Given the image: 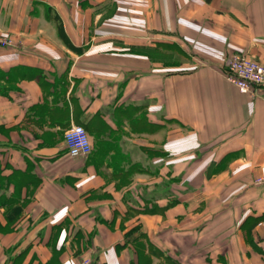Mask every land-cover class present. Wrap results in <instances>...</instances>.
I'll return each mask as SVG.
<instances>
[{
  "label": "crops",
  "instance_id": "obj_1",
  "mask_svg": "<svg viewBox=\"0 0 264 264\" xmlns=\"http://www.w3.org/2000/svg\"><path fill=\"white\" fill-rule=\"evenodd\" d=\"M0 34V264H264V100L224 75L264 0H0Z\"/></svg>",
  "mask_w": 264,
  "mask_h": 264
},
{
  "label": "built area",
  "instance_id": "obj_2",
  "mask_svg": "<svg viewBox=\"0 0 264 264\" xmlns=\"http://www.w3.org/2000/svg\"><path fill=\"white\" fill-rule=\"evenodd\" d=\"M13 40L9 35L0 34V47H11ZM226 79L241 93L264 100V63L256 58L237 53L224 67ZM65 143L72 157L88 156L92 144L86 129L82 125H72L65 132ZM253 184L264 192V173L253 178ZM76 264H103L93 256L82 257Z\"/></svg>",
  "mask_w": 264,
  "mask_h": 264
}]
</instances>
